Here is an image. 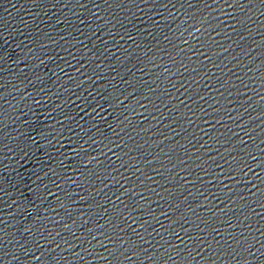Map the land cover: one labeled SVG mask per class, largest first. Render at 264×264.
Wrapping results in <instances>:
<instances>
[{"label": "water", "instance_id": "95a60500", "mask_svg": "<svg viewBox=\"0 0 264 264\" xmlns=\"http://www.w3.org/2000/svg\"><path fill=\"white\" fill-rule=\"evenodd\" d=\"M0 264H264V0H0Z\"/></svg>", "mask_w": 264, "mask_h": 264}]
</instances>
